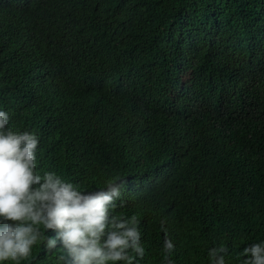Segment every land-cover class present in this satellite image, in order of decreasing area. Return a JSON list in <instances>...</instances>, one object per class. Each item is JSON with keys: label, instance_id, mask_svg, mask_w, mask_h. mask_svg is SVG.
Wrapping results in <instances>:
<instances>
[{"label": "trees", "instance_id": "1", "mask_svg": "<svg viewBox=\"0 0 264 264\" xmlns=\"http://www.w3.org/2000/svg\"><path fill=\"white\" fill-rule=\"evenodd\" d=\"M0 111L38 174L125 182L138 264H166L162 222L174 264L264 243V0H0ZM20 264L64 261L38 242Z\"/></svg>", "mask_w": 264, "mask_h": 264}, {"label": "clouds", "instance_id": "2", "mask_svg": "<svg viewBox=\"0 0 264 264\" xmlns=\"http://www.w3.org/2000/svg\"><path fill=\"white\" fill-rule=\"evenodd\" d=\"M8 123V113L0 111V262L20 264L41 242L47 252H59L64 264H138L145 256L139 222L113 213L125 182L82 191L55 172L38 174V137L14 132ZM162 230L164 260L174 264L169 257L175 245L163 222ZM227 252L219 246L207 254L211 264H226ZM241 255L242 264H264V243L245 247Z\"/></svg>", "mask_w": 264, "mask_h": 264}]
</instances>
